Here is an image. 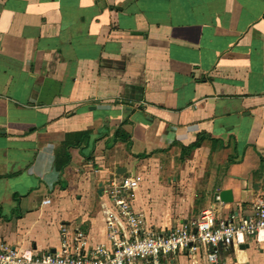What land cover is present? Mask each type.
<instances>
[{
    "label": "crops",
    "instance_id": "0c3cea01",
    "mask_svg": "<svg viewBox=\"0 0 264 264\" xmlns=\"http://www.w3.org/2000/svg\"><path fill=\"white\" fill-rule=\"evenodd\" d=\"M122 177L160 232L254 214L264 0H0V241L55 250L65 227L109 247L105 189ZM163 264L211 263L200 247ZM214 264H264V242Z\"/></svg>",
    "mask_w": 264,
    "mask_h": 264
},
{
    "label": "built area",
    "instance_id": "2783aa9c",
    "mask_svg": "<svg viewBox=\"0 0 264 264\" xmlns=\"http://www.w3.org/2000/svg\"><path fill=\"white\" fill-rule=\"evenodd\" d=\"M139 177L112 179L105 189L112 212L106 211L109 247L89 246L85 234H70L61 227L60 247L55 250L23 251L0 241V264H163V259L179 250L196 252L203 247L209 263L217 262L219 249L245 244L247 238L264 242V200L254 207V214L241 219L217 218L204 212L199 218L168 232L148 224L145 216L134 210L129 190L137 187Z\"/></svg>",
    "mask_w": 264,
    "mask_h": 264
},
{
    "label": "water",
    "instance_id": "95a60500",
    "mask_svg": "<svg viewBox=\"0 0 264 264\" xmlns=\"http://www.w3.org/2000/svg\"><path fill=\"white\" fill-rule=\"evenodd\" d=\"M216 201H222L224 203H229L233 201L232 192L229 189H224L215 195Z\"/></svg>",
    "mask_w": 264,
    "mask_h": 264
},
{
    "label": "trees",
    "instance_id": "16d2710c",
    "mask_svg": "<svg viewBox=\"0 0 264 264\" xmlns=\"http://www.w3.org/2000/svg\"><path fill=\"white\" fill-rule=\"evenodd\" d=\"M200 144V139H198L195 143H193V145H191L192 147H197Z\"/></svg>",
    "mask_w": 264,
    "mask_h": 264
}]
</instances>
